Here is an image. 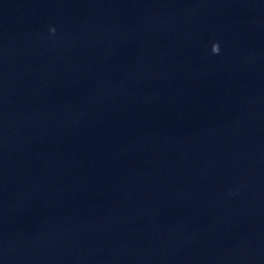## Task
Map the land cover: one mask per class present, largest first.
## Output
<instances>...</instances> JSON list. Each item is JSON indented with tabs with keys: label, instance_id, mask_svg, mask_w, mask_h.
<instances>
[{
	"label": "clouds",
	"instance_id": "obj_1",
	"mask_svg": "<svg viewBox=\"0 0 264 264\" xmlns=\"http://www.w3.org/2000/svg\"><path fill=\"white\" fill-rule=\"evenodd\" d=\"M51 31L54 32L55 29L53 28V29H51ZM211 50H212V53H213V54H218L219 51H220L219 44H218V43H214V44L212 45V49H211Z\"/></svg>",
	"mask_w": 264,
	"mask_h": 264
}]
</instances>
